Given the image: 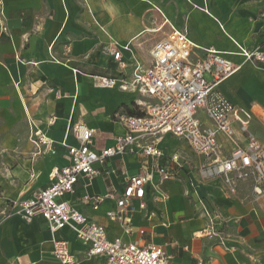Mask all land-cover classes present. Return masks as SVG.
<instances>
[{"label": "crops", "instance_id": "0c3cea01", "mask_svg": "<svg viewBox=\"0 0 264 264\" xmlns=\"http://www.w3.org/2000/svg\"><path fill=\"white\" fill-rule=\"evenodd\" d=\"M0 1L7 28L3 31L0 21V264H57L46 223L8 216L9 204L47 186L49 172L67 163L61 144L76 122L94 130L96 151L125 134L119 115L128 114V108L137 113L146 98L101 87L99 80H128L135 66L148 67L152 47L169 31L164 19L238 66L219 91L251 115L250 131L264 140V0ZM237 46L258 51L263 60H245ZM109 48L121 53L119 62ZM36 131L52 141L54 153L34 145ZM164 137L174 143L167 146L161 139L158 148L181 153L190 167L158 192L147 188L145 209L132 216L131 235L106 216L116 210L114 200L106 198L94 210L84 198L121 192L126 178L149 166L147 158L122 154L107 159L99 177L80 178L65 199L103 226L109 239L164 246L169 264H264V193L256 194L249 180L239 182L235 193L223 191L219 180L200 182L196 167L203 159L179 138ZM75 143L66 138V144ZM231 149L224 141L223 153ZM204 210L219 215V237L203 234ZM55 237L69 242L79 264H104L103 257H87L69 230Z\"/></svg>", "mask_w": 264, "mask_h": 264}, {"label": "built area", "instance_id": "2783aa9c", "mask_svg": "<svg viewBox=\"0 0 264 264\" xmlns=\"http://www.w3.org/2000/svg\"><path fill=\"white\" fill-rule=\"evenodd\" d=\"M0 21L1 29L6 32L1 1ZM164 23L169 31L152 47L148 67L135 66L128 80H99L101 87L116 86L123 92H135L146 98L139 102L137 113L119 115L125 134L116 137L113 146L96 151L94 130L76 122L68 127L61 144L67 163L49 172L47 186L9 204L8 216L15 214L27 223L38 217L46 223L52 236L51 254L57 264H79L69 242L55 237L56 232L63 229L72 232L85 246L87 257H103L104 264H169L164 246L126 242L120 237L109 239L103 226L89 221L65 199L66 195L74 194L80 178L89 182L99 177L100 166L107 159L122 154L147 158L149 166L126 178L121 192L84 198L94 210L106 198L114 200L116 210L107 212L106 216L121 227L124 235H131L132 216L137 209H145L147 188L158 192L166 182L175 180L181 170L190 167L181 153L165 154L158 148L164 135L184 141L192 154L203 159L196 167L200 182L219 180L223 191L235 193L239 182L249 180L256 194L264 193V140L250 131L251 115L234 106L219 91L221 83L238 66L214 48L195 44L184 29L172 26L166 19ZM237 47L245 60H263L258 51ZM108 52L115 61H120L119 51L109 48ZM120 66L123 68L124 64ZM68 136L76 143L66 144ZM224 141L232 147L228 155L223 153ZM33 143L55 152L52 141L40 131L33 132ZM203 213L207 219L203 234L219 237V215L208 210ZM143 233L140 229L139 234ZM220 243L223 244L222 240Z\"/></svg>", "mask_w": 264, "mask_h": 264}, {"label": "rangeland", "instance_id": "374dc122", "mask_svg": "<svg viewBox=\"0 0 264 264\" xmlns=\"http://www.w3.org/2000/svg\"><path fill=\"white\" fill-rule=\"evenodd\" d=\"M209 80V77H206ZM134 108H128L126 110V113L130 114V113H135V111L133 110ZM161 143H163L164 145L170 146L171 144H173L174 142L172 140L167 139L166 137L162 138Z\"/></svg>", "mask_w": 264, "mask_h": 264}]
</instances>
